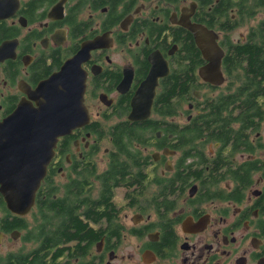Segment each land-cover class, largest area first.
Masks as SVG:
<instances>
[{"label":"flooded vegetation","instance_id":"obj_1","mask_svg":"<svg viewBox=\"0 0 264 264\" xmlns=\"http://www.w3.org/2000/svg\"><path fill=\"white\" fill-rule=\"evenodd\" d=\"M254 43L264 0H0V122L81 52L90 115L27 213L0 192V264H264V80L235 63Z\"/></svg>","mask_w":264,"mask_h":264},{"label":"water","instance_id":"obj_2","mask_svg":"<svg viewBox=\"0 0 264 264\" xmlns=\"http://www.w3.org/2000/svg\"><path fill=\"white\" fill-rule=\"evenodd\" d=\"M188 27L195 31L198 41L202 40L204 52L211 58L216 56L212 60L222 79L223 50L218 47L214 32V38L210 39L211 32L205 27L191 23ZM80 54L68 59L59 71L29 91L35 104L19 105L0 122V192L15 213L25 214L34 204L59 138L89 121L85 104L87 72L82 68ZM156 81L155 78V84ZM149 95L154 96V87ZM150 107L149 104L144 116Z\"/></svg>","mask_w":264,"mask_h":264},{"label":"trees","instance_id":"obj_3","mask_svg":"<svg viewBox=\"0 0 264 264\" xmlns=\"http://www.w3.org/2000/svg\"><path fill=\"white\" fill-rule=\"evenodd\" d=\"M188 48L190 49L189 50L190 54H192V56H195L194 55L195 48L193 44H189ZM235 52L237 54V57L236 58L234 57L236 59L235 61L236 65L247 69V74L252 80L253 84L261 85L262 81L264 80V57L260 56V54L264 53V49L261 46H258L257 44L254 43V44H250L249 46L248 44L240 46ZM244 57L247 59V61H245L246 59H244ZM246 63H248V67L247 65H245ZM190 73L191 71L189 70V75ZM172 79L173 80H171L170 82L171 95L169 94L168 95L171 97L172 96L176 97V96H179V94L185 89V83L182 84V80H180L179 76H175ZM161 96H162V99H161V106L159 108V111H162V113L164 114L166 112L165 101L168 100V97H166L165 92ZM72 224L73 226L75 224V231L74 232L66 231L64 239L68 241L72 238L73 239L81 238L82 240H85L86 239L85 236H87L88 233L84 232V229L82 228L85 227L86 229V225L83 226L82 221H79L77 219ZM91 231H92L91 237L89 239H93L97 237L96 233L93 230ZM82 235H85V236H82Z\"/></svg>","mask_w":264,"mask_h":264}]
</instances>
